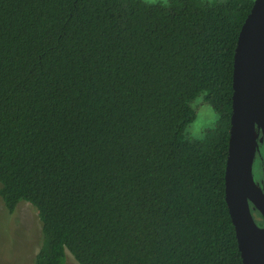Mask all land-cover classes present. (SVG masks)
Wrapping results in <instances>:
<instances>
[{
  "label": "trees",
  "instance_id": "16d2710c",
  "mask_svg": "<svg viewBox=\"0 0 264 264\" xmlns=\"http://www.w3.org/2000/svg\"><path fill=\"white\" fill-rule=\"evenodd\" d=\"M255 0H0V196L35 264H243L226 202L238 39ZM219 116L186 137L199 97Z\"/></svg>",
  "mask_w": 264,
  "mask_h": 264
},
{
  "label": "water",
  "instance_id": "95a60500",
  "mask_svg": "<svg viewBox=\"0 0 264 264\" xmlns=\"http://www.w3.org/2000/svg\"><path fill=\"white\" fill-rule=\"evenodd\" d=\"M264 82V0H255L241 29L234 59L232 115L226 166V202L243 264H264L254 212L264 221V187L254 176L259 143H264V103L256 83Z\"/></svg>",
  "mask_w": 264,
  "mask_h": 264
},
{
  "label": "rangeland",
  "instance_id": "374dc122",
  "mask_svg": "<svg viewBox=\"0 0 264 264\" xmlns=\"http://www.w3.org/2000/svg\"><path fill=\"white\" fill-rule=\"evenodd\" d=\"M147 3H165L167 0H143ZM207 2L228 0H202ZM197 118L186 130L190 140H203L209 129L219 120L217 112L201 96L192 103ZM264 143H259V151L254 162V176L257 183L264 187ZM1 188V185H0ZM254 218L260 227L264 221L259 213ZM42 226L38 212L28 202H20L13 214H10L0 196V264H35L40 250ZM65 264H79L68 253Z\"/></svg>",
  "mask_w": 264,
  "mask_h": 264
},
{
  "label": "bare ground",
  "instance_id": "6f19581e",
  "mask_svg": "<svg viewBox=\"0 0 264 264\" xmlns=\"http://www.w3.org/2000/svg\"><path fill=\"white\" fill-rule=\"evenodd\" d=\"M255 87H256V90L260 98L262 99L264 103V82L262 81L257 82ZM258 241L262 247V250L264 251V236H258Z\"/></svg>",
  "mask_w": 264,
  "mask_h": 264
},
{
  "label": "flooded vegetation",
  "instance_id": "af4514ba",
  "mask_svg": "<svg viewBox=\"0 0 264 264\" xmlns=\"http://www.w3.org/2000/svg\"><path fill=\"white\" fill-rule=\"evenodd\" d=\"M264 146V145H263Z\"/></svg>",
  "mask_w": 264,
  "mask_h": 264
}]
</instances>
